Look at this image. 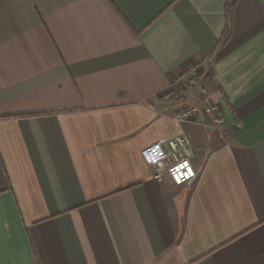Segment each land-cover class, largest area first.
<instances>
[{"label":"crops","instance_id":"1","mask_svg":"<svg viewBox=\"0 0 264 264\" xmlns=\"http://www.w3.org/2000/svg\"><path fill=\"white\" fill-rule=\"evenodd\" d=\"M228 1L0 0V264H264V0Z\"/></svg>","mask_w":264,"mask_h":264},{"label":"built area","instance_id":"2","mask_svg":"<svg viewBox=\"0 0 264 264\" xmlns=\"http://www.w3.org/2000/svg\"><path fill=\"white\" fill-rule=\"evenodd\" d=\"M193 71L192 68L185 71L178 80L182 82L183 88L199 87L202 100L181 108L176 113V119L188 121L200 113L205 117L207 126L222 138L223 127L226 122L225 115L220 104L212 101L207 89L199 85L198 77ZM164 98L169 99V95H165ZM141 156L148 165L156 169L153 177L157 181H161L163 173H167L172 181L179 185L197 175L191 161L193 156L191 141L185 135L158 139L144 147Z\"/></svg>","mask_w":264,"mask_h":264},{"label":"trees","instance_id":"3","mask_svg":"<svg viewBox=\"0 0 264 264\" xmlns=\"http://www.w3.org/2000/svg\"><path fill=\"white\" fill-rule=\"evenodd\" d=\"M234 2H235V0H229L228 3H227V8H228L229 6L232 7L233 4H234ZM228 32H229V28H228V24H227V26L225 27V30H224L223 38L227 37ZM221 40H222V39H221Z\"/></svg>","mask_w":264,"mask_h":264}]
</instances>
